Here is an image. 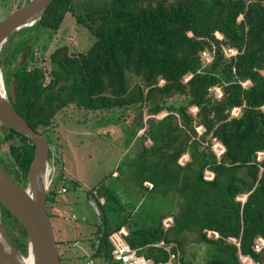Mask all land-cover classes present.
<instances>
[{
  "label": "trees",
  "instance_id": "obj_1",
  "mask_svg": "<svg viewBox=\"0 0 264 264\" xmlns=\"http://www.w3.org/2000/svg\"><path fill=\"white\" fill-rule=\"evenodd\" d=\"M68 16L95 41L79 52L60 45L40 66L34 57L39 30L56 34ZM0 66L8 69L4 81L15 110L41 134L48 135L71 106L105 112L149 105L153 116L167 113L148 119L152 145L141 151L134 174L141 188L148 181L151 191L178 195L180 210L141 225L114 188L101 184L85 191L101 222L88 239L90 254L77 255L82 264L88 258L119 264L109 239L122 227L131 247L155 264L169 259L165 248L153 246L160 242L180 252L174 264H244L241 256L264 264V248L254 249L264 240V0H54L39 23L9 37ZM156 93L178 98L160 104L153 101ZM143 128L139 124L133 136ZM4 142L9 153L0 159L25 188L35 145L1 124L0 148ZM216 144L225 150L221 155ZM185 155L189 160L181 164ZM206 172L213 178L206 179ZM59 190L51 187L47 199L52 223L58 214L49 212V203L57 202ZM2 213L10 239L27 256L26 230L4 206ZM169 216L173 224L165 228ZM189 236L217 254L205 262L187 260ZM73 242L57 239L60 250Z\"/></svg>",
  "mask_w": 264,
  "mask_h": 264
},
{
  "label": "rangeland",
  "instance_id": "obj_2",
  "mask_svg": "<svg viewBox=\"0 0 264 264\" xmlns=\"http://www.w3.org/2000/svg\"><path fill=\"white\" fill-rule=\"evenodd\" d=\"M28 2L29 0H0V21ZM94 41L95 38L87 29L68 16L56 34L39 30L38 41L34 47L35 61H38L40 66H47L50 54L58 46L71 45L74 51L79 52L87 50ZM233 51L226 50L227 56H231ZM204 58L211 60L209 53L204 54ZM2 71L4 79L7 78L8 69L5 70L4 67ZM216 92L218 94L220 90L216 89ZM176 98L178 97L167 98L156 93L153 101L161 104L164 100L172 102ZM190 111L196 113L197 108L192 107ZM166 114V111H163L159 115H151L149 105L143 111L138 108H125L105 112L86 111L71 106L56 117L48 134L52 151L49 159L52 185L61 186L59 179L63 173V184L67 190L62 191L57 200L62 204L67 199L68 205L62 209L63 215L68 218L77 216V220L63 221L62 216L58 215V218L53 220L58 240H79L82 248L87 249L90 234L95 231L100 221L95 207L88 202L84 192L101 184L116 190L132 219L141 225L151 224L158 221L161 215L177 213L180 210L178 195L173 192L167 195L163 188L157 191L141 189L134 174L135 163L141 162V151L144 147L149 148L152 145L146 134L149 128L148 119L154 117L159 121ZM141 123L144 128L137 136H133ZM142 134H145L144 139L140 137ZM8 153L9 144L4 142L0 148L1 157L6 158ZM188 160V155H185L180 163L185 164ZM116 173L119 174L117 178ZM206 175L210 176L207 173ZM72 181L79 182V192L70 187ZM54 209L53 203L50 202L49 212L57 213ZM187 239L184 245L187 260L199 263L217 254L215 247L198 243L190 236ZM74 249L71 246L61 247L60 254L64 256V264L83 263L77 259L78 249ZM243 262L252 264L251 260Z\"/></svg>",
  "mask_w": 264,
  "mask_h": 264
},
{
  "label": "water",
  "instance_id": "obj_3",
  "mask_svg": "<svg viewBox=\"0 0 264 264\" xmlns=\"http://www.w3.org/2000/svg\"><path fill=\"white\" fill-rule=\"evenodd\" d=\"M54 0H29L0 21V55L15 33L39 23ZM0 123L35 145L27 186H20L0 160V264H64L54 225L48 214L47 199L53 183L49 169L51 145L46 133H38L15 110L8 96L0 66ZM4 206L24 227L28 254L23 255L9 237L2 213Z\"/></svg>",
  "mask_w": 264,
  "mask_h": 264
},
{
  "label": "built area",
  "instance_id": "obj_4",
  "mask_svg": "<svg viewBox=\"0 0 264 264\" xmlns=\"http://www.w3.org/2000/svg\"><path fill=\"white\" fill-rule=\"evenodd\" d=\"M235 54H236V51H233L232 55H235ZM205 60L207 63L210 61L209 59L207 60L206 58H205ZM216 89H219V88H215V93L217 94ZM217 96L218 97L222 96L221 90H220V93L217 94ZM217 151H218L219 155H221L222 153H224L225 150H224L222 145L218 144L217 145ZM259 155L261 157L264 154L260 153ZM206 173L210 175L209 177H208V175H206V179L209 180V179L213 178V174H211L209 172H206ZM150 187L152 188V185H150ZM59 193H62V190H59ZM100 201L102 204L104 203L103 199H101ZM67 220H69V221L77 220V217L75 215H72L71 218H68ZM172 224H173V218L172 217L166 218L163 221V225L165 228H170L172 226ZM128 235H129V230L127 229V227H122L121 229L117 230L116 232H114L110 236L109 240H110L112 247H113V251H112L113 259L116 262H118L119 264H155L152 260L146 258L144 255L139 254L138 249H134L131 247V245L127 241ZM208 236L214 237V238L219 237L218 233L209 232V231H208ZM78 244H79V242L76 243L75 246H77ZM153 246L158 247V248L163 247L166 249V251L169 254L168 261L167 262H160L159 264H174L176 262V260L179 259V257H180L179 251L172 252L170 246H166V244L164 242L154 244ZM263 248H264V240L260 238L257 240V243H256L254 249L256 252H260ZM241 259H242V262L245 260H251L252 264H255L250 257L241 256ZM84 264H95V263L93 260L88 258L84 261ZM244 264H246V263H244Z\"/></svg>",
  "mask_w": 264,
  "mask_h": 264
},
{
  "label": "crops",
  "instance_id": "obj_5",
  "mask_svg": "<svg viewBox=\"0 0 264 264\" xmlns=\"http://www.w3.org/2000/svg\"><path fill=\"white\" fill-rule=\"evenodd\" d=\"M62 175H63V173H62ZM119 177V174H115V177ZM116 177V178H117ZM63 180H64V176H63V179L61 180V182H62V184H61V186H59L60 188H61V190L62 191H66L67 189H66V187L64 186V184H63ZM150 185H152V188H153V184L151 183V182H145V184H144V186H145V188H141L140 186V188L141 189H144V190H148V191H151V187H150ZM62 187H63V189H62ZM70 187H72V188H74L77 192H79V188H80V185H79V182H74V181H72V184L70 185ZM86 197V196H85ZM87 199V198H86ZM101 199V198H100ZM66 201L65 202H62V204L60 203L59 204V201L57 200V202L56 203H53V207L55 208L54 210L57 212V214L59 215V216H62V219H63V221H69V220H67L68 219V217L67 216H65V215H63L62 214V209L64 208V207H66L67 205H68V203H67V199H65ZM88 202H90L94 207H95V210H96V212H97V214H98V216H99V221L101 220V212H100V210L98 209V207L94 204V202H92L91 200H88ZM127 209V208H126ZM127 213H130L128 210H127ZM131 214V213H130ZM76 216V215H75ZM77 217V216H76ZM170 217V216H169ZM168 217V218H169ZM164 221V220H163ZM101 222V221H100ZM96 230V229H95ZM64 232V231H63ZM62 232V233H63ZM94 232L92 231V233L90 234V237H91V235L93 234ZM71 241H74V240H71ZM79 242V244L77 245V246H75V244L76 243H78ZM73 248H75V249H78V251H76L75 249V251L77 252V253H79L80 255H88V254H90V252H91V247H90V244L87 242V249H84V248H82L83 247V245H82V243L79 241V240H75L74 242H73ZM78 254V255H79ZM94 263H95V261H94Z\"/></svg>",
  "mask_w": 264,
  "mask_h": 264
},
{
  "label": "flooded vegetation",
  "instance_id": "obj_6",
  "mask_svg": "<svg viewBox=\"0 0 264 264\" xmlns=\"http://www.w3.org/2000/svg\"><path fill=\"white\" fill-rule=\"evenodd\" d=\"M51 156H52V151L50 152V158H51ZM1 160V159H0ZM2 162V161H1ZM3 164V163H2ZM4 166V165H3ZM5 168V167H4Z\"/></svg>",
  "mask_w": 264,
  "mask_h": 264
}]
</instances>
